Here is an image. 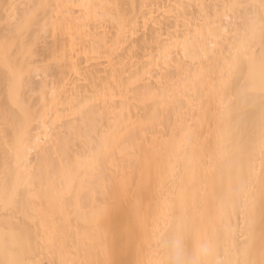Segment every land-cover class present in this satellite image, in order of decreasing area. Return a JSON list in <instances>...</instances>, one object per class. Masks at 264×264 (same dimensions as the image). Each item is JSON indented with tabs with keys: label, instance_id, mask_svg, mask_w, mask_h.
<instances>
[{
	"label": "bare ground",
	"instance_id": "1",
	"mask_svg": "<svg viewBox=\"0 0 264 264\" xmlns=\"http://www.w3.org/2000/svg\"><path fill=\"white\" fill-rule=\"evenodd\" d=\"M9 262L264 264V0H0Z\"/></svg>",
	"mask_w": 264,
	"mask_h": 264
},
{
	"label": "snow or ice",
	"instance_id": "2",
	"mask_svg": "<svg viewBox=\"0 0 264 264\" xmlns=\"http://www.w3.org/2000/svg\"><path fill=\"white\" fill-rule=\"evenodd\" d=\"M11 238H12V241L15 242L17 238V234L14 231L11 233ZM9 264H14V262H9Z\"/></svg>",
	"mask_w": 264,
	"mask_h": 264
},
{
	"label": "rangeland",
	"instance_id": "3",
	"mask_svg": "<svg viewBox=\"0 0 264 264\" xmlns=\"http://www.w3.org/2000/svg\"><path fill=\"white\" fill-rule=\"evenodd\" d=\"M42 259V261H44V259L43 258H41Z\"/></svg>",
	"mask_w": 264,
	"mask_h": 264
}]
</instances>
